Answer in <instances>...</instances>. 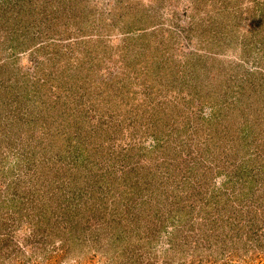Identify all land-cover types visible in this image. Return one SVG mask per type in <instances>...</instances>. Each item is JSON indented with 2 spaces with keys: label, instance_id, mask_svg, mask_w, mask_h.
Instances as JSON below:
<instances>
[{
  "label": "rangeland",
  "instance_id": "374dc122",
  "mask_svg": "<svg viewBox=\"0 0 264 264\" xmlns=\"http://www.w3.org/2000/svg\"><path fill=\"white\" fill-rule=\"evenodd\" d=\"M66 4L74 5L67 13L71 14V17L77 13V16L69 21L66 20L68 15L62 19L53 18L56 17L54 13ZM131 4L138 7H131ZM10 6L14 9L11 10L12 14L6 9ZM18 9L28 11L24 14V19H28L29 22L39 21V28L36 30L33 28V33L25 32L24 28L15 33V26L18 24L19 28V23L25 21L24 19L19 21L22 16L18 14ZM29 9L34 10L30 16ZM43 10L46 11V20L39 18ZM3 11L6 16L14 13L16 15V19L11 17L10 20L0 22V75L4 74L5 78L11 79V84L15 80L25 81V83L32 80L37 75L36 67L40 66L44 75L57 66L67 76L65 69L67 65H70V61L62 57L59 63L53 64L54 62L48 59L45 50L51 45L50 40L53 43L60 40L62 44L70 43V50L73 49L76 52L78 47L74 43L79 42L76 39L78 30L83 29L84 33H92L91 39H99V41L98 39L91 41L90 46L87 47L96 50L93 54L95 59L90 61L98 63L94 67V72L89 73L88 68H80L82 66L79 61H75L73 67L79 70H75L74 74L82 75L78 76L77 84L66 81V77H63L53 86L50 85L51 90L48 85H39L46 95H53L52 98L55 100L58 97L55 90H61L65 86L67 90L64 93L67 95L65 97L69 100V104L75 106L80 103H76L75 100L80 101L79 98L84 100L83 108L80 110L87 111V117L90 118L89 121H93L92 124H96L100 117L110 120L107 109H105L107 107L105 101L118 94L126 92V95L131 89L137 91L139 95L137 102L139 103L142 96L146 98V103L149 98H151L150 103L163 101L159 111L163 110L160 117H163V113L183 115L186 112L193 119L195 111L200 120L207 119L208 130H202L201 135L208 133L212 141L205 147L204 152L206 153L203 157L206 158L205 166L209 173V178L206 180L207 183H211L209 190L213 186L215 188L216 202L213 200L205 206V200L199 201L195 196L196 192L189 193L187 199L183 201L185 205L187 200L193 197L192 211L198 220L193 219L194 214L192 213V221L188 223V227L178 226L188 231L187 236L192 242L190 244L192 251L188 253L177 248L171 264H182L187 262L188 258L191 259L192 264L197 263L196 258H201V262L204 258L209 259L205 264H264V254L259 259H253L250 256L251 249L247 248L244 242H240L243 240L238 241L236 238L227 240L226 236L224 243L215 238L205 241L194 233L197 231L195 229L199 228L198 224L201 225V223L203 225L200 227L203 229L206 227L210 228L212 233L217 232L215 226L220 222V229L225 223L230 208L237 207L240 201L253 202L251 204L253 206L260 203L259 208L256 207L258 210L255 208L251 213L253 212L255 216H261L264 213V202L252 199L234 200L228 194L232 189L231 186L225 190V174L227 172L233 174L232 165L229 163L242 161L243 167H246L251 165L252 158L254 161L264 159V59L260 56L262 53L257 52V49H264V0H0V12ZM147 11L150 12L146 21L147 31L141 34L143 26L136 17ZM119 13L125 14L119 16L121 15ZM83 14L86 25L102 28L85 27L86 25L79 21V17ZM72 20L73 23H71ZM66 22L70 25L71 31L65 29ZM39 29H43L44 32H39ZM98 33H102L103 40L99 38ZM79 34L83 35L81 32ZM251 38L255 41L254 47L246 42ZM146 43L149 47L146 46L145 49L144 44ZM122 47H126L127 55H123L127 64L116 61L120 58L119 52ZM105 48L108 49L106 53L103 51ZM108 55H111L114 61H104L102 66L100 59L107 58ZM82 56L83 53L80 52V57ZM87 62L89 58L88 61L85 60V64ZM144 65L147 66L150 75L146 76L147 71L141 70ZM140 71L145 74V77L138 75ZM121 73H125V76L116 79L118 83L112 89V96L106 95L108 87H105L103 83L115 74L119 76ZM157 74L164 75L161 84L163 88L169 87L168 85L176 77L182 79V82H178L180 83L177 87L180 90L179 93L177 89H171L168 95L163 92L166 89H162L159 93H153L149 97L144 88L146 85L150 86V83L158 84L157 81L152 80ZM91 79L94 83L89 82ZM183 79L187 80L183 82ZM125 82L129 88L125 89V86H121ZM69 85L74 87H68ZM14 91L21 90L17 88ZM15 97L0 87V171L2 166L4 168L0 172V201L8 204L11 201L7 199L15 195L18 201L23 194L25 198L32 200L34 208L31 207L32 203L28 199L23 205L20 204L22 212L28 214L9 211L11 219L12 217L17 218L16 223L1 220L0 262L2 264H102L101 253L95 252V238H92L93 234L91 236L90 233V227H93L91 223H96V221L89 222L91 224L89 226L86 222L88 212H85L80 220L76 215L74 216L73 212H70L74 206L72 209L61 206L60 210H57V202L54 203L50 199L51 194H55L53 183L49 182L50 180L45 178L42 180V184L46 183L45 186L40 185L39 182L41 187L38 184L34 185L33 191L37 185L40 187L37 191L35 190L36 192L34 191V194L28 192L25 185L18 182L21 175L22 177L30 176L31 171L16 169L18 168L16 158L19 156L16 152H26V149H19L18 141L22 138L20 133L14 132L11 135L4 133L6 129L4 125L12 120H10L12 115L9 117L11 114L9 103L13 102ZM65 97L59 100L62 102ZM175 103L178 106H175ZM121 106L115 105L117 110L122 112L125 104ZM64 107L58 104L57 111L60 113L59 110L62 111ZM147 111L146 119L155 117L149 113L151 109ZM55 115H57L56 112ZM92 115L96 117L91 119ZM82 120L85 121V118ZM150 141L151 137L146 136L145 142L149 144ZM215 156L219 158L218 161L213 159ZM225 164L229 166L227 170ZM262 176L257 182L259 184L253 188L258 193L264 189V174ZM228 185H233V183ZM209 193L211 194V191ZM226 193L229 196L228 200ZM259 194L264 199V190ZM179 195L181 196V191ZM256 196L257 193L254 192L253 199H256ZM63 198L64 196L58 199ZM18 203L19 201L16 202V206ZM7 206L5 205V208ZM169 206L179 207L180 205L175 199L168 197L162 211L168 213ZM11 207L9 204L8 208ZM243 209L245 210V206ZM2 210L0 206V213ZM30 216L35 219V224L33 221L27 222L33 219ZM261 219L264 221V217L261 216ZM36 221H44L45 226L42 225V228L36 226ZM207 223L210 226L206 225ZM259 226L263 234L264 222ZM160 227L157 228V237H153L155 243H150L151 248L146 250V253L143 244L140 245L145 253H142L145 264L150 261L155 264H168L171 258V255L167 254L171 245L166 237L170 235L173 223L167 221ZM219 229L217 233L221 235ZM142 231L140 228L137 235H141ZM225 231L229 233L227 227L224 228V235ZM83 233L89 236L85 242L81 239ZM65 239L73 243L75 250L65 257H62L63 254L60 252L61 255L54 254L53 257L46 258L49 252L58 253ZM208 243L214 245V248L201 247L209 245ZM222 244L225 247H222ZM91 246L93 249L90 248ZM89 252L93 255L91 259H88L86 255ZM77 257L80 259L76 260Z\"/></svg>",
  "mask_w": 264,
  "mask_h": 264
},
{
  "label": "trees",
  "instance_id": "16d2710c",
  "mask_svg": "<svg viewBox=\"0 0 264 264\" xmlns=\"http://www.w3.org/2000/svg\"><path fill=\"white\" fill-rule=\"evenodd\" d=\"M73 6L62 5L54 13L56 17L53 18L62 19L67 15L68 18L66 20L68 21L75 18L77 13L73 14L72 17L71 14L67 13ZM131 7L138 6L131 4ZM6 9L9 11L14 10L12 6ZM26 12L28 11L18 9V14L23 17H20L19 21L24 19ZM33 12L34 10H30L29 16ZM119 14H121L119 16H123L125 13ZM0 15V22L10 20L11 17L16 19L15 13L11 16H6L5 11H3L0 12ZM45 15L46 11L43 10L40 12L39 18L46 20ZM81 16L79 21L85 24L83 20L84 14ZM149 16L150 12L147 11L136 17L143 26L141 34L147 31L145 28ZM24 20L19 23V28L18 24L15 26V33H18L21 29H25L27 33H33V28L35 30L39 28V21L29 22L28 19ZM71 23H73V20ZM85 27L102 28L101 26L90 27L88 25ZM103 27L105 28L106 24ZM65 29L71 31L67 22ZM82 30H78L76 37L79 42L74 43L78 47L76 52L73 49L70 50V43H64V45L60 40L54 43L50 40L49 43L51 45L48 44L49 46L45 50L48 59L52 60L53 64L59 63L62 57L70 61V65H67L65 69L67 76L57 66L45 75L41 71V66L36 67L37 75L26 83L24 80V82L15 80L11 84V79L5 78L4 76L6 75L4 74L0 75V87L7 93L16 96L14 101L9 103V113H11L9 117L12 115L10 118L12 120L4 125L6 128L3 127L5 129L4 133L7 135L14 134V132L20 133L22 138L18 141L19 149H26V152H16L19 155L16 158L18 165L16 169L31 171L30 176L23 175L24 177H22L21 175L18 182L25 185L28 192L34 194L41 187L40 185L45 186V182V184H42L44 178L48 181L50 180L49 182L53 183V189H55V194L52 193L50 199L54 203L57 202V210H60L61 206L71 209L74 206L70 212H73L74 216L76 215L80 220L84 217L83 214L88 212L86 222L89 226L93 225L92 228L90 227V233L91 236L93 234L92 238H95V252L97 254L98 252L101 253L102 264H145L142 254L144 251L140 248V245L143 244L146 253L151 248L150 243H155V238L153 237H157V228H161L160 226H163L167 221H172L173 227H171L170 235L166 237L171 245V248L167 251V254L171 255L168 264H171L173 258H175L174 253L176 254L175 250L177 248H181L180 250L188 253L192 251L190 246L192 242L188 240L189 236H187L188 231H185L186 228L182 230L178 226L188 227V223L192 221V215L194 214L192 211L193 197L189 201L187 200L185 205L183 201L187 199L189 193L194 194L196 192L195 196L199 201L205 200V206L212 203L213 200L216 202V199H214L215 188L213 186L209 190L211 183H207L206 180L209 178V173L205 166L206 158L203 157V154L206 153L204 152L205 147L212 141L208 133L202 132L205 135H201L202 130H208L207 119L200 120L195 111L193 112V119L186 112L183 115H165L163 113L161 118L160 114L163 110L159 111L163 101L150 103L151 98H149L146 103V98L142 96L139 103L137 102L139 95L134 89H131L126 95V92L123 93L124 96H121L123 94H118L113 97L111 95L112 89L118 83L116 79H121V77L125 76V73H121L120 77L115 74L114 77L103 83L105 87H108L105 94L112 96V99L105 101V105H107L105 109H107L110 120L100 117L96 124H92L93 121H89L90 118L87 117V111L80 110L83 108L84 100L81 98H79L80 101L75 100L76 103L80 102L75 106L69 104V100L65 97L67 95L64 93L67 90L65 86L61 90L54 89L58 97L53 100V95H46V92L39 88V85H48L49 90H51L50 85L53 86L57 80L60 81L63 77H66V81H72L77 84L78 76L82 75L74 74L75 70H79L73 67L75 61H79L80 66H82L80 68H88L89 73H93L94 67L98 64L96 61L90 62L95 59L93 54L96 50L87 48L90 46L91 41L98 38L91 39L92 33H84L85 31ZM38 31L44 32L43 29ZM80 32L83 35L80 36ZM98 34L99 38L101 37V40H103L102 33ZM246 42L254 47L255 41L252 38L249 41L246 40ZM146 46H148L147 43L144 44L145 49ZM107 48L103 50L104 53L108 52ZM125 51L126 47H122L121 52H119L120 58L116 61L127 64L124 58V55H127ZM80 52L83 53L82 57H80ZM257 52L262 53L260 56L264 59V49H257ZM109 57L111 55L100 59L102 66L104 61H114L112 57ZM88 58L89 62L85 64V60L87 59L88 61ZM146 64H149V62H146ZM145 65L141 67V70L145 69L147 71V66ZM145 74L146 76L150 75L148 71ZM145 74L141 71L138 72L140 77H145ZM21 79H23L22 76ZM152 80L157 81L158 84L150 83V86L146 85L144 91L149 94V97L153 93H159L162 89H166L163 92L169 95L171 89H177L180 86L178 82H182V79L176 77L168 85L169 87L163 88L161 84L164 80V75L157 74ZM186 80L183 79V82ZM89 82L94 83L92 79ZM70 86L72 85L68 87ZM121 86H125V89L129 88L127 82ZM17 88H20L21 91H14ZM179 91L177 89L178 93ZM61 97H65L62 102L59 100ZM58 104L65 106L62 111L59 110L60 113L57 111ZM121 104H125L122 112L115 107V105L121 106ZM174 105L178 106L177 103ZM149 109H151L149 113L155 115V117L146 119V113ZM55 112L57 115H55ZM94 117L96 116L92 115L91 119ZM82 118H85V121ZM85 125L86 128H84ZM146 136L151 137L149 144L145 142ZM213 159L219 160L216 156ZM250 162L251 165L249 164L246 167H243L242 161L229 163L232 165L233 174H228V172L225 174V190L231 186L232 189L228 194L234 200L252 199L253 201L264 202L261 194H259L264 189H261L259 193L253 189L256 184H259L257 183L259 179L263 177L264 159H256L254 161V158H252ZM225 167L227 170L229 166L225 164ZM1 168L2 171L4 168L3 166ZM199 174L200 176H198ZM3 176H5L4 173ZM229 183H233V185H228ZM36 184L40 187L37 185V188H34V191L36 190L34 192L33 187ZM180 191L181 196L179 195ZM209 191H211V194ZM254 192L257 193L256 199H253ZM15 196L7 199L11 201L8 204L0 201V206L3 209L0 213V224L1 220L4 222L8 220L12 224L16 223L17 218L12 217L11 219L9 211L28 214L27 212H22L20 207L30 198H25L22 194L20 197L21 202L18 200L19 203L16 206L18 201H16ZM63 196L62 200L58 199ZM229 196L226 193L227 200ZM168 197L175 199L180 206H169L168 213H165L162 211V207L166 204ZM30 202L32 203L31 207L34 208L31 199ZM9 204L12 206L10 209L8 208ZM20 204L22 205L20 206ZM251 204L253 202L240 201L237 207L230 208L231 210L228 211L225 221L223 220L225 223L221 225V228L219 229L220 222L215 226V229L217 232L219 229L221 235L217 232L212 233L210 228L207 229L205 227L203 229L200 227L203 223L201 225L196 223L199 228L195 229L197 231H194V233L198 238L205 241L215 238L224 243L226 236L228 237L227 240H235V238L238 241L243 240L240 242H244L246 247L251 249L250 256L253 259L261 258L262 254H264V233H261L258 225L264 222L261 219V216L264 217V213L261 216H255L251 211H254L256 207L259 208L261 204L257 203L258 206ZM5 205H8L7 208H5ZM244 206L245 210L243 209ZM194 216L193 219L196 218L198 220L195 214ZM32 221L35 224L34 218L29 219L27 222L31 223ZM92 221H96V223H91ZM97 222L100 224H97ZM208 223L206 225L210 226ZM42 225L45 226L44 221H36V226L42 228ZM226 227L229 233L227 234L225 231L224 235L223 232ZM140 228L143 230L141 232L142 236L137 235V231ZM180 231L181 233H179ZM81 239L85 242L89 239V236L83 233ZM64 245L58 253L51 254L49 252L46 258L53 257L54 254H63L62 257H65V255H70L75 250L73 243L67 239H65ZM201 247L212 249L214 245L209 244ZM222 247H225V245L222 244ZM90 248L93 249V246ZM60 252L61 254H59ZM86 255L88 259L93 256L90 252ZM78 259L80 258L77 257L76 260ZM190 260L188 258V261L182 264H192ZM196 260H198L196 264H205V262L208 263L209 259L204 258L203 262L200 261L201 258H196ZM0 264L2 263L0 262ZM148 264L155 263L150 261Z\"/></svg>",
  "mask_w": 264,
  "mask_h": 264
}]
</instances>
